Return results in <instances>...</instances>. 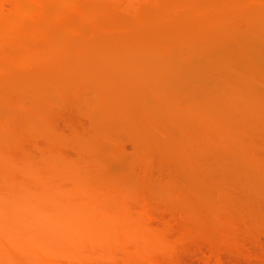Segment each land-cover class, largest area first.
I'll return each mask as SVG.
<instances>
[{
  "label": "rangeland",
  "instance_id": "1",
  "mask_svg": "<svg viewBox=\"0 0 264 264\" xmlns=\"http://www.w3.org/2000/svg\"><path fill=\"white\" fill-rule=\"evenodd\" d=\"M51 1L54 2L57 0H50V3L47 1L49 5L46 3V6L52 4L55 8V3L53 4ZM59 1V3L57 2L58 6L61 3V0ZM64 1L63 3L65 4L66 2L69 5L71 4L70 2L68 3V0ZM109 1L112 3V7H110L112 10L108 9L110 10L108 12L106 11V8L103 7L104 13L107 14L106 12H108L107 16H109L111 12H115L114 16L116 15V17H118L117 15H122L121 17L125 16L124 18L128 19L129 16L126 15V13H123L127 12V14L130 15V20L128 19V21H126V19H123V21L125 20L126 22H119L116 17H113L114 19H111L114 20V23L111 29V22L108 21L110 17L105 22L104 20L107 16L106 18L104 17L103 9L100 11L103 5L100 6L99 9L98 7L95 8L98 6L97 4L101 2L103 4L106 3L107 6L109 4L110 6V3H108L107 0H97L98 3H96V0H92L93 3L91 0H87L89 4L86 0H76L75 2H83L82 4L79 3L80 5H83L81 6L82 9L84 7L89 9H84V13L87 14L89 12L87 16H83L84 18L82 17L83 13L80 7V10L75 13H79L77 14L79 17H74L76 15L71 12L73 10H68L69 13H66V9H69V7L66 8L63 3H61L60 6L63 8L62 5H64L62 10L65 12L64 14L61 9L59 12L57 11L55 13H53V11L57 10L56 8L53 9L46 7L45 10L50 17H54L53 14L58 18L61 17V20L59 19L61 26L67 25L68 27H62V29L64 28V31H66V29L68 31L69 28L71 30V27H77V32L78 30L79 33L82 30L84 32L85 29L82 27L85 26L84 28H86L87 25L89 33L93 35H91V40L93 41L94 36L99 37V39H104L109 44V46L108 44L105 45L107 50L101 44H99V46L101 45V49L96 48L98 42L102 40L97 38L99 40L97 41L95 38L93 42L96 46H92L93 43L91 42L92 44L90 43L91 45H88L84 38V42L80 41V43L83 42L85 48L88 46V48H86L88 49L87 51H90L89 46H92V49L96 48L94 51L97 52H94L91 49L93 55L86 53L89 56L85 57V54L81 51L84 55L80 54L81 56L79 55L78 57L77 55L76 57L78 58H74V56L78 54L76 51H80L78 48L82 45L78 43L80 45L78 47V44H76V38L80 39L81 35L75 38L79 33L76 34V30L72 29V31L74 30L73 32H75V36L73 35L74 37L71 36L72 32L70 30V36L67 35L69 34L67 31L64 32L67 37L60 38V36H55L57 31L54 34L52 32L53 29L54 31L58 30V33L62 30H59L61 26H58L57 29L54 27L56 26L55 23L58 22V18H56V16L55 19L51 17L54 19L53 20L48 16L51 21L54 22V26L49 19L46 20L47 22L49 21V23L51 22L52 25H50L51 23L45 24V21H43L44 23L42 22L45 17L47 18L45 12L38 17L35 16L37 22L34 24V20V23H32L34 26L31 25V28L37 26L40 31L36 29L38 31L35 33V31H33L35 29H31L32 35L29 34V39H27V37H29L28 35H26V37L24 35L21 40L22 43L20 42L21 35H18L20 36V39L19 37L16 38V41L19 39L17 45L19 43L21 44L18 46L14 45L15 49L13 45L9 43L11 40H8V43L5 41L2 46L0 43L1 48L3 46L5 48V44L7 47L8 44V50L9 47L12 48L9 52L11 50L13 51V54L12 52L9 53L7 48H5L4 52H8L4 53L6 54L4 55L6 56V59L8 58L7 56L12 57H10V62L8 63L7 60H5L6 63L3 64L0 61L1 72H3L2 75L4 74L6 76L8 71L13 72L15 69V77L17 78L18 76V78H23L18 82V78H14L11 74L12 72H8L9 76L7 75V78L9 77L8 82L6 83L9 84V86L7 85L8 87L11 85L14 86V84L16 85L18 82L16 87L12 86L15 95L17 96V91L19 93L17 96L18 104L17 100L14 104L16 107L12 106V101L16 98V96L14 97V93H12V95L4 94L9 92L3 89L4 87H2L3 90L0 91V161L3 160L6 163L7 160L4 159H7L10 156L9 158L11 160L8 158V162L12 161L17 164V166L14 164L15 169H13V171H15V174L17 176L19 175L21 178H23L24 175L21 173L20 167H22L23 164H27L23 162V158H27L30 161L28 163L35 168H44L51 163H61L66 167V171H70L67 170L68 168L70 169V167H76V171L80 169V174H78L79 178L70 179L68 176H64L65 179L63 177H60V179L55 178L56 180L53 179L52 182H56L63 187L67 186L66 188L69 189L71 187L77 188L81 185L104 189L112 195L119 197L130 208L145 211L148 224L151 227L153 226V228L164 229L166 233L169 234L167 236L168 238H171L172 241L169 239L171 243L174 244V241H176V244H174L175 247L178 246L181 248L174 247L175 249H171L172 251L169 253L172 254H169L170 256L167 258V260L170 258L167 262L168 264H205L207 260L210 263H213L214 259L212 258L214 249H217V255L221 257L220 259L222 262L224 261V264H236V262L238 264H251L252 262V264H256L255 262H258V259L260 261L259 263L263 264L264 254L261 253V249L263 248V243L261 245V242L264 241V34H260L263 35L261 36V39H257V36L260 38L258 33H264V29L261 27V25L264 27V12H258L257 9L259 7V10L263 9L264 1L252 0L251 2V0H248V2L245 3L247 0H221L222 4L219 0H213L215 3L208 0L211 2V4L208 3L210 6L205 4L208 2L207 0L192 1L196 5H193V7L196 8L198 7L197 4H201L202 2L201 5L203 6L204 3L207 12V7H212V3H214V7L212 8H217V4H219L218 9H214V11H218L215 14L217 17L214 14H209L213 9H209L210 11L208 13L204 12L205 10H202L205 8L204 6L200 9L201 11L197 10L198 14L199 11H203V14L207 13L208 15H206V17L214 15V17H210V19L208 17V20H206L204 15L203 18H195V14L196 17L201 14L198 15L196 11L195 13L192 12L195 19L192 18L193 16L189 11H193L192 5H188V3H191L190 0L188 3H186L188 0H180L182 3L185 2V4L188 5L187 9L190 7L187 10L190 14L189 15L186 13V9L182 8L185 4L184 6L182 5V7H180L181 5H178L179 8L186 11L185 15L190 16V19H192L191 22L189 19H185V17L189 18V16H181L183 13L182 9H177L178 7L176 6V9L174 10L176 3L182 4L179 0H177L176 3H174L175 0H150L151 3H148L149 0H134L136 1L135 3L134 1L130 4L124 3V6L123 3L117 5L111 0ZM162 1L164 3H167L168 1H170L169 3L173 2L171 6L173 7L174 4V8H169V10L167 6L171 7L170 4H165L167 5V12L165 13V9L163 10V8H165L163 6L165 5L162 6L163 8L160 4H158L159 6H156L157 2L161 3ZM234 1L235 9L234 4H232ZM90 2L92 4H90ZM146 2L151 5H147ZM155 2L156 4L154 6L153 4ZM94 3L96 4L94 5ZM241 3L247 5V8L249 7L250 9H248L253 11H249L245 6L246 10H244L243 4L241 5ZM26 4H28V2ZM67 4L66 6H68ZM74 4L78 6V3ZM229 4L231 5L229 6L230 8L227 6ZM248 4H250V6ZM4 6L6 8H4ZM4 6L3 8L5 11L10 8L8 3H4ZM58 6L57 8H60ZM109 6L107 8H109ZM238 6H240L239 10ZM148 7L151 8V10L154 7H160L159 9L161 12H158L159 9L156 11L154 8L158 13V16H161L162 14L160 13L164 12L166 15L163 14V18H169V22H172L171 20H173L172 23L174 25V22L178 24L176 26L173 25L177 30L172 26L173 30H175L172 31V33L169 31L170 29L167 30L166 33L169 31L172 36L169 37L170 34H165L168 35L167 37L171 39V42H169V39L164 36V32L166 31H164V29H167L165 23H169L162 17L161 19L163 20V23L158 22L157 19L160 17L157 16L156 12H154V14L157 17L151 14L147 15L148 13L146 16H151L152 19H154V22L157 21L159 25L163 24L160 26L163 28L165 26L164 29L162 28V32L164 31L163 33L160 31L161 28H159V30L158 28L156 29L159 25L155 26V30L153 29L154 27L152 28V31L151 28L147 29V23H153V20L144 17L145 15L142 16V18H145V21L143 20L142 23L146 22L147 26L144 28L145 24H141V16H139V12L143 15V13H146ZM251 7L253 8L251 9ZM48 8L52 10L48 11ZM127 8H129V11L131 12H129ZM131 8H133V10ZM224 8L226 12H224ZM134 9L136 10L134 11ZM220 9L222 10L220 12L226 13L225 15L232 16L231 12H234L232 9L235 11L238 10L237 12L241 11V15L237 13L235 14V17L232 16L235 19L228 17V20L230 21L227 25L228 20L224 14L222 15L219 12ZM144 10L145 12H143ZM151 10L149 9L148 12ZM243 10L244 12H247L244 13ZM248 11L252 16L257 15L258 18L261 16L260 19H255L257 17L251 18V16H248L250 15ZM61 12L65 18L62 15L60 16ZM151 12L153 13V10ZM99 14L101 18H99ZM66 15L70 16L66 19ZM102 16L104 19H102ZM136 16H139L140 19L137 17V20ZM220 16L223 18V25L220 24V21L222 20ZM20 17L22 18V16L20 15L18 17L19 20L21 19ZM80 17L83 18V21ZM96 17L103 20L104 23L102 22V24H100V20L98 21V19V22L95 21L94 19H96ZM246 17L248 19L250 17L251 19L245 20L247 19ZM72 18L76 21L78 20L76 18H80L82 23L85 21L86 25L84 24L81 27L82 24H80V22H77L76 24L75 21H70L74 24L71 25L69 20H73ZM146 19L151 21L147 22ZM193 19L196 21L194 22ZM224 19L226 22H224ZM118 20L120 19L118 18ZM251 20L258 23L254 24ZM20 21L23 23L26 22L24 18ZM63 21L66 24H64ZM248 21L249 23L246 24ZM7 22L9 21L7 20ZM59 22L56 24L59 25ZM41 23L47 26L49 25L48 27L46 26L47 28H51L52 26L54 28H51L49 31V29L46 27L44 28L45 25L42 26ZM98 23L103 29L98 26ZM9 24L10 23H6V25ZM155 24L153 23V25ZM38 25H41L43 28H40ZM171 25L169 24L168 28H170ZM106 26L109 27L107 29L108 32L105 30L107 28ZM221 26L222 31L225 29V33L230 32L228 35L225 34L227 37L224 35H222L224 37L221 36L224 32L220 33L221 30H219V28H221ZM226 26L228 28H226ZM250 26H254L257 29L254 27L251 28ZM232 28L233 30H235V28L240 29L242 31L239 30L240 33H245L248 30V35H239L238 32L237 35L235 34L234 38L232 37L231 39V37H228L229 34L233 36V33H236ZM258 28L259 31L257 33L256 30H258ZM250 29H255L251 31L252 34H250L251 32L249 33ZM43 30H46V32L48 30L49 32L46 33ZM156 30H158V33L163 34H159L160 37H163L158 38L159 41L162 39L163 43L161 44V41H156L158 33L153 32ZM41 31H43V33ZM37 33H39L40 36H37ZM45 34L46 37H44ZM87 34L88 33H86V35ZM136 34L137 36H140L139 39L142 38L144 41H148L147 43L145 42V44L149 45L150 43V47L146 46L150 51H154L151 49V46L155 48L157 42L159 43V47H166L165 49L163 48L162 51L164 50V52H166L168 50L167 52L169 53L170 58L168 59V54H163L160 47L159 52L162 53L161 55H163L164 58L167 57L163 60L161 56L164 63L160 61L158 64V61L154 59L152 60V58L150 60L149 58L153 57L150 55H154L153 53H147L146 55H148L149 60H146V55H143L146 53L145 50H147L145 49L144 42L142 41V43H140V40L138 42L140 46L142 44L141 49L144 46V49L142 50L139 49L140 46L139 48L136 46L139 45L137 43L138 37L135 42L137 44L133 43V37ZM132 35L134 36L132 37ZM251 35L254 37H251ZM33 36L36 37L34 38ZM89 36L90 35L88 34V38ZM244 36H247L249 40L247 37L244 39ZM235 37H238L236 38L237 42L241 40L242 42L237 43ZM33 38L36 39V41H33ZM131 39L132 43L127 42L131 41ZM229 40L232 42H229ZM89 41L90 38L88 42ZM95 41L97 42L95 43ZM105 41L104 43H106ZM24 42H29L31 48L28 44H26L27 46L23 45ZM34 42L37 43L34 44ZM151 42H155L154 45H151ZM85 43L87 45H85ZM124 43H128V46L132 48L134 47L135 49H127L128 46L125 47ZM20 45L21 47H29L31 51H28V49H25L24 47L23 49L20 47L21 51H19L20 49H17L16 47L19 48ZM75 45H77V49ZM118 45H122L120 48L124 50L121 51ZM114 46L118 50L120 49V52H116L117 49H115ZM82 47L81 50L83 49V51H85L86 49ZM112 49H114V51ZM53 50L55 53L58 52V56L61 58L59 59V62H61L60 60L63 61V59H65L69 64H63L65 62L64 60L60 66L55 63L56 69L53 65L54 63L51 64L53 65L54 70L51 65L48 67V63L50 64L55 60L57 61L58 58L57 55H55L56 57L51 55L54 54V52L49 54V51L51 52ZM135 50L136 54L134 52ZM137 50L140 51L138 52ZM143 50L145 52H143ZM1 51L3 52L2 49ZM74 51L76 54H74ZM59 52H61L62 55L65 53L66 58H62L65 55L62 56ZM154 52L156 54V51ZM29 53L30 56L28 55ZM160 53H158V55H160ZM165 54L167 56H164ZM31 55H33V57H31ZM47 55H51L49 56V59L50 57H53L55 60L48 62L47 58L45 59V56ZM67 55H70L69 58H71V60L72 58L74 59L72 61L67 60L69 59ZM158 55L157 57H159ZM4 56H0L2 61H4ZM15 56H18L17 59ZM22 56L24 58L30 57L33 61H31L30 58L29 60H25ZM135 56L140 59H137ZM206 57H209L212 61L207 59L210 61H208V63L205 61ZM142 58L144 60H141ZM11 59L13 61H11ZM27 60L29 63L31 62L30 65L29 63L28 65L26 64L28 62ZM74 60L79 61L77 62L78 64H75L76 67L73 65L75 63L73 62ZM167 60H171L172 63H169L170 61ZM174 60L176 61L175 63H173ZM165 61L168 63L167 66H165ZM17 62L20 63L19 67H21V65H26L25 67L23 66L24 68L22 69L18 67ZM161 62L164 64L161 65L164 68L161 67L160 70L159 66ZM4 64H8L7 67H3L5 66ZM15 64H17V69L14 68ZM46 65L48 67L47 71H49L50 68V71H53L52 74H50L51 72L49 73L44 70L47 69ZM29 66L30 70L36 68V71L39 70L40 74L43 71L46 75L47 73L50 74V81H52H48L47 83H44V85L43 80L46 81L50 76L47 75L46 79H42L44 75L43 77L42 75L40 76L39 72L38 74H33L35 70L32 73L29 69H25L27 67L29 68ZM191 66L198 67V69L196 70L195 68L194 70ZM32 67L35 68L33 69ZM2 68H4V70L8 69V71L6 70L5 72ZM24 70H27V72L29 71L28 74L32 73L33 75L31 74L32 76L30 75V77L26 74V77L28 76V78H26ZM99 72L102 73V75ZM10 74L17 80H15L16 83L13 84L11 82L13 78H10ZM3 77L1 76L0 79L2 80ZM5 79L6 77L3 78L4 82L7 81H5ZM175 79L176 82H180L181 85L176 83L177 86L175 84ZM3 80L2 83H4ZM121 82L122 84L125 82L124 85H121ZM3 85H5V83L2 84V86ZM7 86H5V88ZM43 86L46 87L44 89L46 96L43 94L45 98L41 97L43 95L40 96V94L43 93V90L40 88ZM79 88L81 90L79 95H82L80 97L76 94V96H79L80 98H75L73 92L75 90L78 91ZM39 90L42 91L39 92ZM2 91L4 93H2ZM9 95L11 97H8ZM195 96L198 100L194 99ZM198 96H201L200 99ZM8 98H11L10 100H12L11 106H9L10 100H8ZM195 101H197V103H195ZM18 105L23 106L18 107ZM233 112L235 113L233 114ZM17 115L18 121L16 120ZM14 117L16 118L14 119ZM19 117H22L23 119L20 120ZM14 120L19 124L16 123L13 125ZM22 121L24 126H20ZM24 121H27V124ZM28 122L30 123L28 124ZM27 125L29 127H27ZM15 126L17 129L14 128ZM21 129H23V131ZM188 153H190L191 156L190 154L188 155ZM6 155L8 157H5ZM27 159L25 160L26 162ZM60 159H63L64 162L67 161L71 163L72 166H65L67 162L63 164V161L61 162ZM3 161L2 165L4 163ZM81 176H83V180ZM60 180L62 181V184ZM246 230H252L255 232L253 233V237L256 235L259 239L257 240V237L254 239L252 235L250 236V234H252L251 231H249V234L248 232H245ZM227 231L229 232L227 233ZM235 233L236 235L238 234L237 236L240 238L237 237L238 241L241 239L245 241L247 239V242L249 243V240L254 239L256 244L260 242V249L258 248V245L252 241L251 242L257 246L256 249H253L256 251L251 250V248H255V246L248 248L250 247L249 245H252L251 242L248 244L246 241L241 242V240L240 242L244 244L242 245L241 243H238L236 236H234ZM243 233H247V236L246 234L244 236ZM240 234L244 238H242ZM248 234L250 238L252 237L251 239H249ZM226 236H228L229 239H227L228 237ZM210 238L211 241H216L217 243L212 244L211 242L210 245L208 241ZM231 238L234 239L232 240ZM224 239L225 241L227 240L229 246ZM235 240L236 242H234ZM256 240L260 241L257 242ZM218 243L220 244L219 246H217ZM245 244L248 245L247 248H245L247 246ZM182 246L187 247L183 248ZM211 246L214 248L210 249ZM190 247L192 248L190 249ZM196 247L199 248L196 249ZM193 248L195 250H192ZM220 248H224L225 250ZM231 248H234L233 251ZM237 248L239 251H237ZM257 248L259 249V252L256 255L255 252L258 251ZM173 249L178 250L175 252ZM243 249H245L244 252ZM247 249L249 251L251 250L253 253L254 260L251 258V252L248 253L249 255L245 253V251L248 252ZM240 250L242 251L240 252ZM233 252L235 253L233 254ZM262 252H264V250ZM259 253L260 255L262 254L263 261L259 258ZM239 255L240 258L238 257ZM241 257H243V259ZM244 257L246 258V261L244 260ZM247 259L248 261L252 260L251 263L248 262ZM167 263L166 260L165 262L163 261V264ZM90 264L131 263H126L120 257H98L93 259ZM140 264H145V262Z\"/></svg>",
  "mask_w": 264,
  "mask_h": 264
},
{
  "label": "bare ground",
  "instance_id": "2",
  "mask_svg": "<svg viewBox=\"0 0 264 264\" xmlns=\"http://www.w3.org/2000/svg\"><path fill=\"white\" fill-rule=\"evenodd\" d=\"M47 1L49 2L50 0H27V2H28V4H26L27 2H26V0H25V2H24V0H21V2H20V0H0V43H1V46H2V44L4 45V42L6 41L7 43H8V40H11L9 43L11 44V45H13V47H14V45L15 46H18L19 44H21L22 42H21V40H22V37L25 35V37H26V35H28L29 36V34L30 35H32V30L31 29H35V30H33V31H35V33L39 30L40 31V29H38V27L36 26V27H34V28H31V25H33L32 23H34L33 21L35 20V23L34 24H36V19H35V16H39V15H41L42 13H44L45 12V14L47 15V12L45 11L46 10V7H49V8H53V9H57V10H54L53 11V13H55V12H59L60 11V9H61V11L63 10V8H64V5H62L63 6V8H61V6H60V4L61 3H63V1L61 0V3L59 4V6H58V4H57V2L59 3L60 1L59 0H57V1H54V2H52L53 4L55 3V8H54V6L51 4L50 6H46V3H47ZM76 0H68V3L70 2L71 4L69 5V4H67V2H66V4L68 5V6H66V4L65 3H63V4H65V7L67 8V7H69V9H66L67 11L68 10H73V11H75V12H73V11H71L72 13H76L77 11H79L80 10V8L82 9V7L81 6H83V5H80L79 3H81V2H75ZM84 1V0H83ZM101 1H103V0H101ZM106 1V0H105ZM113 3H116L117 5L118 4H121V3H123V6H124V3H126V4H130V3H132L134 0H111ZM146 1H148V0H146ZM171 1V0H170ZM170 1H168L167 3H164L163 1L161 2V3H159V2H157V5L156 6H159L158 4H160V6L162 7L163 5H165V4H168ZM173 1V0H172ZM176 1L177 0H175L174 1V3H176ZM180 1V0H179ZM183 1V0H182ZM184 1H186V0H184ZM192 1H194V0H190V4L188 3L189 2V0L188 1H186V3H188V5H192V9H193V11L192 10H189L190 12H191V15H192V12H194L195 13V11H196V13L198 12L197 10H200V9H202V7L204 6L205 7V4L207 5L208 3L209 4H211V2H209L208 0V2L207 3H203V6L201 5L202 4V2H201V4L199 3V4H197V8L196 7H193V5H195L194 4V2H192ZM196 1V0H195ZM211 1H213V0H211ZM225 1V0H224ZM233 1V0H232ZM264 1V0H263ZM22 2H24L23 4H21ZM65 2V1H64ZM78 3L77 5L78 6H76L74 3ZM86 2H87V0H86ZM91 2H92V0H91ZM90 2V4H92ZM107 2L108 3H110V6H109V4H108V6H109V8H107L108 6L106 5V3H99V4H97L98 6H94L95 8H97L98 7V9H99V7L100 6H102L101 7V9H100V11H102V9H103V13H104V8H106V11H110V10H108V9H111L110 7H112L111 6V2L109 1V0H107ZM136 1H134V3H135ZM140 2V1H139ZM144 2V1H143ZM181 2V1H180ZM180 2H178V3H180ZM204 2V1H203ZM206 2V1H205ZM214 3H215V1H213ZM219 2H221L222 3V1L221 0H219ZM248 2V0L245 2V3H247ZM251 2H252V0H251ZM254 2V1H253ZM259 2V1H258ZM258 2H256V3H258ZM4 3H8L9 4V7L10 8H8V10L7 11H5L4 10V8H6L5 6H4ZM50 3V2H49ZM83 3V2H82ZM81 3V4H82ZM88 3V2H87ZM96 3H98L97 2V0H96ZM96 3H94V5L96 4ZM133 3V4H134ZM147 3V2H146ZM148 3H151L150 2V0L148 1ZM147 3V5H151V4H148ZM164 3V4H163ZM173 3V2H172ZM172 3H169L170 4V6H171V4ZM182 3V2H181ZM196 3V2H195ZM214 3H212V7H214L213 5H214ZM217 3V2H216ZM224 3H226V2H224ZM228 3H229V1H228ZM236 3H237V1H236ZM239 3V2H238ZM260 3V2H259ZM86 4V3H85ZM89 4V3H88ZM101 4V5H100ZM116 4H114V5H116ZM144 4V3H143ZM155 4H156V2L153 4L154 6H155ZM162 4V5H161ZM168 4V5H169ZM184 4H185V2L184 3H182V4H175V8H174V4H173V7L171 6V7H169V6H167V5H165V6H163V7H165V8H163V10L165 9V13L167 12V10H166V6H167V8L169 9H172V8H174V10L176 9V6L178 7V5H181L180 7H182V5L184 6ZM208 4V6H210ZM223 4V3H222ZM230 4H231V2H230ZM227 5L228 6V8H230L229 6H231V5ZM232 4H234V9H235V1H234V3L232 2ZM240 4V3H239ZM243 3H241V5H242ZM251 4V3H250ZM250 4H248L249 6H250ZM6 5V4H5ZM47 5H49L48 3H47ZM58 7H60V8H57V6ZM107 7H106V6ZM116 5V6H117ZM138 5V4H137ZM153 5H152V7H153ZM188 5H186L185 4V6L184 7H182L183 9L185 8L186 9V11L190 8H188L187 9V6ZM221 5V4H220ZM256 5H258V4H256ZM3 6H4V8H3ZM116 6H114V7H116ZM122 6V7H123ZM196 6V5H195ZM201 6V7H200ZM226 6V7H227ZM233 6V5H232ZM247 8V5H244L243 4V9L244 10H246L245 9V7ZM251 6H253V5H251ZM80 7V8H79ZM90 7H92V6H90ZM104 7V8H103ZM121 7V6H120ZM133 7V6H132ZM150 7V6H149ZM148 7V9H147V11H146V13H143V12H145V10L142 12L143 13V15H141V12H139V16H141V24L142 25H144V28L146 27L147 29H149V28H151V31H152V28L155 30V26L157 25H159V23L158 22H162L163 20L161 19V17L163 18V14H164V12L163 13H160V14H162L161 16H158V13L156 12L157 11V9H159L158 7L156 8V7H154L155 9H156V11L154 10V8L152 9L153 10V13L151 12L152 10H151V8H149ZM212 7H207V9H208V12L210 11L209 9H213V11H214V9H218V7H219V4H217V8H212ZM221 7H222V5H221ZM220 7V8H221ZM237 7V6H236ZM239 7L240 6H238V10H239ZM47 9L48 11H51L50 9ZM86 7H84L83 9H82V13H83V15H82V13H81V15H82V17L84 16H87V14H89V12L86 14V13H84V9H85ZM88 8H89V6H88ZM134 8V7H133ZM133 8H131L132 10H133ZM147 8V7H146ZM162 8H161V10H162ZM182 8H177V9H182ZM232 8V7H231ZM241 8H242V6H241ZM249 8V7H248ZM247 8V9H248ZM253 7H251V9H252ZM257 8V7H256ZM260 8V7H259ZM259 8L257 9L258 10V12H264L263 11V9H264V7H262L263 9H260L259 10ZM87 9V8H86ZM92 9V8H91ZM118 9V8H117ZM151 10L150 12H148V10ZM169 9V10H170ZM182 9V10H183ZM206 9V7L204 8V9H202V10H205ZM250 9V8H249ZM248 9V10H249ZM254 9H255V7H254ZM87 10H89V9H87ZM87 10H86V12H87ZM112 10V9H111ZM114 10H115V8H114ZM124 10V9H123ZM127 10L129 11V8H127ZM136 9H134V11H135ZM142 10V9H141ZM162 10V11H163ZM226 10H228V9H226ZM237 10V9H236ZM237 10V11H238ZM244 10H243V12H244ZM262 10V11H261ZM65 11V10H64ZM66 11V13H69V11L67 12ZM91 11V10H90ZM186 11H184L183 10V13H182V15L181 16H183V15H185V12ZM201 11V10H200ZM199 11V14L201 13L202 14V16H201V14L199 15L198 13V15L199 16H197L196 17V14H195V18H199V17H202L203 18V15L205 16V19L206 20H208L207 18L209 17V16H207L206 17V15H208L207 13V11L205 10L204 12H207L206 14H203L202 12H200ZM213 11L211 10V13L209 12V14H216L217 12L216 11H214V13H213ZM220 11H222L221 9L219 10V12ZM229 11H230V9H229ZM228 11V12H229ZM232 11H234L233 13L231 12V14H232V16H234L235 17V14H237V13H239V15H241L240 13H241V11L240 12H237V11H235V10H233L232 9ZM249 11H251V10H249ZM249 11H248V13H249ZM253 11V10H252ZM251 11V12H252ZM63 12V11H62ZM62 12H61V14H60V16L62 15ZM108 12H106L107 14H105L104 13V17L106 18V16L108 15ZM121 12V11H120ZM129 12H131V11H129ZM154 12H156V14H157V16L158 17H160V18H158L157 20H158V24L156 23V22H154V19H152V17L150 16H146V14L147 15H154L155 17H157L155 14H154ZM158 12H161L160 11V9H159V11ZM224 12H226L225 11V8H224ZM224 12H220L222 15L224 14V16L227 18V20H228V17H232V16H230V15H225L226 13H224ZM236 12V13H235ZM242 12V13H243ZM245 12H247V11H245ZM244 12V13H245ZM51 13V12H50ZM65 12H63V14H64ZM113 13V14H112ZM123 13H126V15H128L129 16V20H130V15L129 14H127V12H123ZM186 13H188V11L186 12ZM254 13V12H253ZM252 13V14H253ZM49 14V13H48ZM57 14H59V13H57ZM77 14H79V13H77ZM77 14H75L76 16H74V17H79V16H77ZM84 14H86V15H84ZM101 14V13H100ZM100 14H99V16H100ZM112 14V15H111ZM114 14H115V12H111L110 13V15L109 16H107V18L104 20L105 22H106V20H108V18L110 17V19L108 20L109 22H111V26H110V28L112 29V27H113V23H114V18L113 17H116V15L114 16ZM132 14V13H131ZM189 14V13H188ZM228 14V13H227ZM230 14V13H229ZM250 15H248V16H251V18L253 17V18H255V17H257V18H255V19H260V17L258 18V16L257 15H251V13H249ZM256 14H257V12H256ZM22 16V18L21 19H25L26 20V22H22V21H20L19 20V16ZM52 15V14H51ZM54 15V17L53 16H51V17H53L54 19H55V14H53ZM137 15V14H136ZM145 15V16H144ZM164 15H166V14H164ZM190 15V14H189ZM189 15H185V16H189ZM214 15H211L210 17H214ZM50 17V15H47V18L45 17V19L44 20H42V18H41V20H42V22L43 21H45V24L46 23H49V21H51V19H53V18H49ZM63 16V15H62ZM70 16V15H69ZM69 16H67L66 15V19H67V17H69ZM72 16V15H71ZM99 16H97V17H99ZM118 17H116V19H117V21H119V22H126V21H128V19L127 18H124V17H121V16H119V15H117ZM139 16H136V19H137V17H138V19H140V17ZM142 16H144V17H148V18H151L153 21V23L155 24V25H153V23H151V22H149V21H151V20H147V22H149V23H147V25H146V22H143L142 23V21L145 19V18H142ZM193 16V15H192ZM191 16V17H192ZM216 16V15H215ZM247 16V15H246ZM64 17V16H63ZM73 17V18H74ZM83 17V18H84ZM96 17V19H94L95 21H97V19H98V21L100 20L99 18H101V16L99 17V18H97ZM154 17V18H155ZM165 17V16H164ZM210 17H209V19H210ZM217 17V16H216ZM221 17V16H220ZM219 17V18H220ZM234 17H232V18H234ZM56 18H58L57 16H56ZM65 18V17H64ZM72 18V19H73ZM81 18V17H80ZM80 18H76V19H78L77 21L76 20H69V22L70 21H75L76 22V24H77V22H80V24H82L81 25V27L85 24V21H84V23H82V21H83V18H81L82 19V21L80 20ZM111 18H113V19H111ZM118 18L120 19V20H118ZM121 18H122V21H121ZM166 18H167V16H166ZM192 18H194V16L192 17ZM194 18V19H195ZM222 18V17H221ZM221 18H220V20H221ZM232 18H230V19H232ZM247 18V17H246ZM250 17H249V19H251ZM49 19V21L47 22V20ZM53 19V20H54ZM59 19L61 20V17H59L58 18V22H59ZM63 19V18H62ZM69 19V18H68ZM102 19H104L103 18V16H102ZM115 19V20H116ZM123 19H126V21L124 20L123 21ZM137 19V20H138ZM159 19H161V20H159ZM164 20H169V18H167V19H165V18H163ZM185 19L186 20H190V22L192 21V19H190V16H189V18L187 17H185ZM193 19V20H194ZM204 19V20H205ZM235 19V18H234ZM248 18L247 19H245V20H249ZM7 20L9 21V22H7ZM41 20H39V21H41ZM184 20V19H183ZM185 20V21H186ZM264 20V19H263ZM56 21V20H55ZM64 21H66V20H64ZM63 21V22H64ZM97 21V22H98ZM101 21V22H100ZM99 21V23L100 24H102V22H103V20H100ZM139 21V22H140ZM145 21V20H144ZM172 22H173V20H171ZM196 20H194V22H195ZM222 21H223V18H222V20L220 21V24H222ZM229 21L230 20H228L227 22V25L229 24ZM252 21V23H258V22H254V20H251ZM52 22V21H51ZM50 22V23H51ZM58 22H56V23H58ZM137 22V21H136ZM172 22H169L168 21V23L171 25V27L170 28H168V25L169 24H167V23H165L166 25V27H167V29H164L165 28V26H164V28L163 27H160V26H162L163 24H160L158 27H156V29L158 28V30H159V28H161V32H162V28L164 29V36L167 38V39H169V42H171L170 40V38H168L167 36L169 35V37L170 36H172L171 35V33H172V31H175V30H173V27L174 26H176V25H178L176 22H174L175 23V25L172 23ZM193 22V23H194ZM224 22H226L225 21V19H224ZM6 23H10L9 25H6ZM44 23V22H43ZM43 23H41L42 24V26L43 25H45V24H43ZM49 23V24H50ZM53 23V26H54V22H52ZM52 23L50 24V25H52ZM55 23V25L56 26H54V27H56V29H57V27L59 26H61V24H60V22H59V25H57ZM71 23V25H74V24H72V22H70ZM94 23H96V22H94ZM98 23V24H99ZM104 23V22H103ZM138 23V22H137ZM163 23V22H162ZM247 23H249V21L248 22H246V24ZM261 23V22H260ZM259 23V24H260ZM40 24V23H39ZM63 24V23H62ZM64 24H66L65 22H64ZM97 24V23H96ZM98 25V26H100L101 27V25ZM138 24H140V23H138ZM140 24V25H141ZM251 24V23H250ZM70 25V24H69ZM79 25V24H78ZM77 25V26H78ZM86 25V24H85ZM174 25V26H173ZM223 25V24H222ZM34 26V25H33ZM32 26V27H33ZM40 28H43L41 25H38ZM47 25H45L44 26V28L46 27ZM49 26V25H48ZM47 26V27H48ZM51 27V28H54V27ZM103 26V25H102ZM151 26V27H150ZM173 26V27H172ZM231 26H233V25H231ZM46 27V28H47ZM62 27H66V28H68L67 27V25H62L61 26V28H59V30H61L62 29ZM69 27H71V26H69ZM75 27H76V25H75ZM85 27V26H84ZM84 27H82L83 29H85L84 30V32H83V30H82V28H81V30L82 31H80V33H79V30H78V32H77V30H76V28H72L71 27V30H70V28H69V30L72 32V34H71V36H73L74 35V33L76 32V34L77 33H79V35L78 36H75V38L76 37H79L80 35V39L79 38H76V41H77V43L76 44H82L83 45V47H82V45L80 46L79 44H78V49L80 50V51H76V52H78V54H76L75 53V51H74V54H76L75 56H74V58L78 55V57H79V55L80 54H82V55H84L85 54V57H87V56H89V55H87L86 53H88V54H90V55H93V51L96 49V48H98V49H101L100 48V46L101 45H103L105 48H106V46L105 45H107L108 43L104 40V39H99V37H97V36H94V39L96 38V40L97 41H99V40H102V41H100V42H98V45L96 46V44H94V39H93V41L91 40L92 39V34H90L89 33V30L87 29V25H86V28H84ZM107 27V26H106ZM143 27V26H142ZM244 27V26H243ZM251 27V26H250ZM254 27V26H253ZM253 27H251V28H253ZM261 27H262V29H264V27L261 25ZM51 28H47V29H49V31H50V29ZM102 28V27H101ZM109 27H107L105 30H106V32H108V29ZM172 28V29H171ZM176 30H177V28L176 27H174ZM226 28H228L227 26H226ZM245 28H246V26H245ZM247 28H249V27H247ZM255 28V27H254ZM36 29H38V30H36ZM72 29H75L76 31L75 32H73L72 31ZM103 29V28H102ZM111 29H109V30H111ZM168 29H170L169 31H171V33L168 31V33H166L167 32V30ZM179 29V28H178ZM223 29H224V27H223ZM255 29H257V28H255ZM255 29H250V31H249V33L252 31V30H255ZM67 31V29H66V31L67 32H69V34H67L68 36H70V31ZM158 30H156V31H153L154 33H158ZM219 30H221V32L220 33H222L223 31V33L221 34V36L222 35H224L225 36V34H227L228 35V33H230V32H227V33H225V29L222 31V26H221V28H219ZM232 30H233V28H232ZM236 30H238V31H236ZM240 29H236L235 28V30H233L234 32H236V33H233V31H232V33H233V36H231L230 34H229V36L228 37H231V39H232V37L234 38V36H235V34L237 35V33L239 32V35H242V34H247V32H248V30H247V32H245V33H240V31H239ZM243 30V29H242ZM44 32H46V30H43ZM43 31H41L42 33H43ZM48 30H47V32L46 33H48L49 32ZM57 31V32H56ZM66 31H64V28L61 30V31H59V33H58V30H55L54 31V29L52 30V32L55 34V32H56V34H55V36H60V38H62V37H65L66 35V33H64V32H66ZM159 31V32H160ZM180 31V30H179ZM257 31V33H258V31H259V28H258V30H256ZM260 31H262V30H260ZM264 31V30H263ZM262 31V32H263ZM41 32H39V33H41ZM63 32V33H62ZM110 32V31H109ZM162 32V33H163ZM178 32V31H177ZM242 32V31H241ZM34 33V34H35ZM39 33H37V36L39 35ZM61 33V34H60ZM86 33H88L90 36H89V38H90V41L88 42V40H89V38H88V34L86 35ZM162 33H158L157 34V40L156 41H158V42H160V44L161 43H163L162 42V39H160V41H159V37H160V35L159 34H161V35H163ZM175 33V32H174ZM173 33V34H174ZM256 33V32H255ZM255 33H254V36H255ZM257 33H256V35H257ZM60 34V35H59ZM64 34V35H63ZM85 34V35H84ZM165 34H168V35H165ZM250 34H252V32L250 33ZM259 35L260 34H264V33H258ZM18 35H21V39H20V36H18ZM43 35V34H42ZM92 35V36H91ZM248 35V34H247ZM40 36V35H39ZM73 36V37H74ZM83 36H86V37H83ZM134 35H132V37H133ZM224 36H222V37H224ZM253 35H251V37H252ZM253 36V37H254ZM261 36H263V35H260V38H259V36H257V39H261ZM19 37V39H20V42L21 43H19L18 45H17V42H19L18 40L19 39H17V41H16V38H18ZM34 38L36 37V36H33ZM44 37H46V34H45V36ZM43 37V38H44ZM67 37V36H66ZM73 37H71V38H73ZM82 37H83V39H82ZM131 37V38H132ZM135 37H136V39H135ZM137 37H138V40H137ZM139 37L140 36H137V34L132 38L134 41H133V43H135L136 42V40H137V43L139 42V40L141 41L140 43H142V41L144 42V44H145V42L146 41H144L142 38H140L139 39ZM163 37V36H162ZM162 37H160V38H162ZM164 37V38H165ZM225 37H227V36H225ZM247 36H244L243 38L245 39ZM30 38V36L29 37H27V39H29ZM33 38V39H34ZM38 38V37H37ZM84 38H85V41L87 42V44L88 45H91L92 43H93V45L92 46H96V48L94 49H92V46H89V50L91 51H87L88 49H86V48H88V46H86V48H85V46H84ZM86 38H88V39H86ZM99 40H98V39ZM236 38H238V37H235V39ZM242 38V39H243ZM256 38V37H255ZM264 38V37H263ZM26 39V38H25ZM25 39H24V41H25ZM132 39H131V41H127V42H131L132 43ZM224 39V38H223ZM247 39H248V37H247ZM249 39H250V35H249ZM248 39V40H249ZM225 40V39H224ZM253 40V39H252ZM26 41H28V40H26ZM33 41H36V39H34ZM32 41V42H33ZM80 41H83V42H81L80 43ZM97 41H95V43L97 42ZM104 41L106 42V43H104ZM155 41V40H154ZM155 41V42H156ZM32 42H30V43H32ZM92 42V43H91ZM148 42V41H147ZM146 42V43H147ZM154 42V43H155ZM157 42V45L159 44ZM169 42H168V44H169ZM227 42H228V38H227ZM229 42H232L231 40H229ZM236 42H237V39H236ZM238 42H242V40L241 41H238ZM237 42V43H238ZM37 42H34V44H36ZM91 43V44H90ZM137 43H135V44H137ZM152 43V42H151ZM154 43H152L151 45H154ZM235 43V42H234ZM26 44H28V46L30 45L29 44V42H27V43H23V45H26ZM86 43H85V45H87ZM99 44H101L100 46H99ZM125 44V43H124ZM123 44V45H124ZM139 44V43H138ZM143 44V45H144ZM165 44V43H164ZM163 44V45H164ZM167 44V43H166ZM149 45H150V43H149ZM148 44H145V49H147L148 47H146V46H149ZM157 45H156V47H157ZM162 45V46H163ZM9 45L7 44V47H8ZM27 46V45H26ZM26 46L24 47L25 49H28V51H31V49H29V47L31 48V45L28 47V48H26ZM35 46V45H34ZM33 46V47H34ZM77 45H75V47H76ZM108 46H109V44H108ZM107 46V47H108ZM116 46V45H115ZM115 46H114V48H115ZM119 46V45H118ZM125 47H127L128 46V43L127 44H125L124 45ZM136 46H138V48H139V46H140V44L139 45H136ZM135 46V47H136ZM141 46H142V44H141ZM141 46H140V50H142V49H144V46H143V48L141 49ZM6 47V44H5V48H7ZM12 47V46H11ZM20 47H21V45L19 46V48L18 47H16L17 49H20ZM23 47H21L22 49H23ZM81 47L82 48H85L86 50L85 51H83V49L81 50ZM117 47V46H116ZM120 47H122V45L121 46H119V48ZM125 47H123V48H125ZM128 47H130V46H128ZM127 47V49H135L134 47L132 48V47H130V48H128ZM150 47V46H149ZM154 48V47H152L151 46V49L152 50H154V51H156V54H155V52L154 51H150V50H145L146 51V53H144L143 54V52H145L144 50H143V52H142V54L143 55H146L147 53L149 54H151V53H153L154 55H150V56H153V57H150L149 59L151 60V58H152V60L154 59V60H157L158 61V64H159V62L160 61H162L163 62V60H165L167 57H168V59L170 58L169 56V53L166 51V52H164V50L162 51V49L164 48V46L163 47H161V49H160V47H159V45H158V47L157 48ZM4 48V46L1 48L0 47V54L2 55V56H4V55H6V54H4V53H8L9 52V50L10 49H12V48H10L9 47V50H8V48H7V50H8V52H4L5 51V48ZM105 48H102V49H105ZM118 48V47H117ZM117 48H115V49H117ZM137 48V49H138ZM166 48V47H165ZM164 48V49H165ZM1 49L3 50V52L1 51ZM14 49H15V47H14ZM13 49V50H14ZM75 49V48H74ZM76 49H77V47H76ZM93 51H92V50ZM97 49V50H98ZM121 49V51H123L122 50V48H120ZM120 49L118 50L117 49V51L116 52H120ZM126 49V48H125ZM158 49V50H157ZM159 49L163 52V54L164 53H166V54H168V56L165 54L164 56H167L166 58H164L163 57V55H161L162 53H160L159 52ZM106 50H107V48H106ZM113 51H114V49H112ZM140 50H137L138 52L140 51ZM15 51V50H14ZM18 51V50H17ZM19 51H21V49L19 50ZM84 53H82V52ZM87 51V52H86ZM132 51V50H131ZM148 51V52H147ZM150 51V52H149ZM211 51V50H210ZM2 52V53H1ZM10 52H12V54H13V51L11 50ZM9 52V53H10ZM52 52H54V50L53 51H49V54H51ZM80 52V53H79ZM94 52H97V51H94ZM115 52V53H116ZM135 52V54H136V50L134 51ZM137 52V53H138ZM15 53V52H14ZM20 53V52H19ZM57 53V54H56ZM54 52V54H51V55H53V57L55 56V55H57L58 56V52ZM59 53H61V52H59ZM158 53H160V55H158ZM210 53V52H209ZM16 54V53H15ZM48 54V53H47ZM141 54V53H140ZM141 54V55H142ZM211 54V53H210ZM0 55V56H1ZM11 55V54H10ZM29 56H30V53L28 54ZM51 55H47V56H45V59L47 58V60H48V62L50 61H52V60H55V58H53V57H50V59H49V56H51ZM60 55V54H59ZM61 55H62V53H61ZM60 55V56H61ZM63 55H65L64 57H62ZM63 55L61 56L62 58H66V54L65 53H63ZM138 55V54H137ZM155 55H156V57H155ZM157 55L159 56V57H157ZM14 56V55H13ZM70 56V55H69ZM69 56L67 55V57L69 58ZM72 56V57H73ZM81 56V55H80ZM106 56H107V54H106ZM105 56V57H106ZM161 56H162V58H163V60H162V58H161ZM207 56H209V55H207ZM212 56V55H211ZM5 58H4V61H2V59L0 60L1 62H2V64L3 63H6L5 62V60H7V63L8 62H10V57H12V56H7L8 58L6 59V56H4ZM16 57V56H15ZM15 57H13V58H15ZM18 57V56H17ZM17 57H16V59H17ZM23 57V56H22ZM31 57H33V55H31ZM56 57V56H55ZM78 57H76V58H78ZM104 57V58H105ZM136 58H137V56H135ZM138 57H140V56H138ZM146 57L147 58H145L146 60H149L148 59V55H146ZM214 57V56H213ZM29 58L30 57H26V58H24L23 57V59H28L29 60ZM74 58H72V60L74 59ZM144 58V57H143ZM141 59V60H144V59ZM160 58V59H159ZM173 58V57H172ZM59 59H61L59 56H58V58H57V61L59 62ZM137 59H140V58H137ZM159 59V60H158ZM174 59V58H173ZM195 59V58H194ZM193 59V60H194ZM207 59H209L210 60V58L209 57H206V59H205V61H209V60H207ZM15 60V59H14ZM27 60V61H28ZM30 60L31 61H33L31 58H30ZM64 60L65 59H63V61L62 60H60L61 62H57L56 60L55 61H53L52 63H48V67H50V65L51 64H53L54 65V67H55V69H56V64L55 63H57V65L58 66H60V64L61 63H63L64 62ZM67 60H70V61H72L71 60V58H69V59H67ZM136 60V59H135ZM172 60V59H171ZM171 60H167V61H170L169 63H172L171 62ZM11 61H13L12 59H11ZM24 61V60H23ZM173 61V60H172ZM210 61H212V60H210ZM209 61V62H210ZM26 62V61H25ZM68 61H66L65 60V62L63 63V64H69V63H67ZM73 62H75L73 65L75 66V64H78L77 62H79L78 60L76 61V60H74ZM161 62V63H162ZM176 61L174 60V62L173 63H175ZM208 62V63H209ZM22 63H24V62H22ZM28 63H29V61L26 63L27 65H28ZM31 63V62H30ZM30 63H29V65H30ZM45 63H46V61H45ZM160 63V66H159V68H160V70H161V67H163V66H161V65H164L163 63L161 64ZM165 63H166V61H165ZM1 64V63H0ZM17 64H18V67H19V65H20V63H18L17 62ZM17 64H15V66H14V68H16V65ZM25 64V65H26ZM47 64V63H46ZM70 64H72V63H70ZM167 64L168 63H166V65L165 66H167ZM192 64H194V63H192ZM197 64V63H196ZM5 66H3V67H7V65L6 64H4ZM25 65H21V67H19V68H24L25 67ZM53 65H51V67H52V69L54 70V67H53ZM24 66V67H23ZM78 66V65H77ZM1 67H2V65H1ZM46 67H47V65H46ZM48 67H47V69H44L46 72H51L50 74H52V72L53 71H50V68H49V71H47L48 70ZM76 67V66H75ZM193 66H191V68H192ZM18 68V69H19ZM33 68V67H32ZM35 68V67H34ZM33 68V69H34ZM164 68V67H163ZM162 68V69H163ZM194 68V70H195V68H196V70L198 69V67H193ZM192 68V69H193ZM17 69V68H16ZM25 69H29V71L30 72H34V70H35V72H37V73H33V74H38V72H39V74H40V71L39 70H37L36 71V68L34 69V70H30V66H29V68L27 67V68H25ZM51 69V70H52ZM2 70H4V68H2ZM6 70L8 71V69H5L4 71L6 72ZM14 71H15V69H14ZM14 71L12 72V71H8L9 73H11L12 74V76L14 77V78H16L15 76V74L16 73H14ZM25 71V77H26V74H28L29 73V71L27 72V70H24ZM8 72H7V74H6V76L3 74L2 75V73L3 72H1V68H0V75L3 77H6V79H5V81L6 82H4V80H3V78H2V80H3V82L5 83V85H3L2 86V84H4V83H2V80L0 81L1 83H0V91L1 90H3V89H5L6 91H9V92H7V93H4L3 91H2V93H4V94H11L12 95V93H14V97L16 96L15 95V92H14V88L13 87H16V85L18 84V82H19V80L21 81V79H23V78H18V76H17V80H18V82H17V84L15 85L14 83H16L15 82V80L16 79H14L12 76H11V74H10V78L12 79L13 78V80H11V82L14 84V86L13 85H11V83H10V87H8L9 86V84H6L7 82H8V79H9V77L7 78V75H8ZM41 72H42V70H41ZM14 73V74H13ZM32 73H30V74H28V76H30ZM100 73V72H99ZM32 74V75H33ZM50 74H48L47 73V75L48 76H50ZM101 75H102V73H100ZM31 75V76H32ZM42 75V77H43V75H44V77L42 78V79H46L47 77V75L44 73V71L40 74V76ZM0 76V77H1ZM9 76V75H8ZM28 76L26 77V78H28ZM30 76V77H31ZM37 76V75H36ZM24 77V76H23ZM175 78V77H174ZM25 79V78H24ZM47 79H49V80H47ZM46 79V81L45 80H43L44 82H43V84L44 83H47L48 81H50V79H51V76L49 77V78H47ZM16 80V81H17ZM161 80V79H160ZM52 81V80H51ZM50 81V82H51ZM125 83V82H124ZM124 83L122 84V82H121V85H124ZM176 83H178V85H181V83L180 82H176V79H175V84ZM180 83V84H179ZM8 85V86H7ZM45 85V84H44ZM177 85V84H176ZM175 85V86H176ZM177 85V86H178ZM5 86H7L6 88H5ZM13 86V87H12ZM176 86V87H177ZM2 87H4L3 89H2ZM12 87V88H11ZM12 89V90H10V89ZM46 87L45 86H43V87H41L40 89H42L43 90V93L42 94H40V96L41 95H45L46 93H45V91H44V89H45ZM178 88V87H177ZM197 88V87H196ZM195 88V89H196ZM9 89V90H8ZM17 90V89H16ZM42 90H39V92L40 91H42ZM175 90V89H174ZM5 91V92H6ZM31 91V90H30ZM78 91H79V93H78ZM78 91L77 90H75L74 92H77V93H74L73 92V95H74V97L75 98H80L81 97V95H79L81 92V90H80V88L78 89ZM194 91H197V90H194ZM28 92H29V90H28ZM196 93V92H195ZM16 94H17V96L19 95V93H18V91L16 92ZM76 94H78L79 96H76ZM84 94V93H83ZM197 94V93H196ZM44 95L43 96H41L42 98H45L44 97ZM17 96H16V98H15V100L13 99V101L12 100H10L9 98H8V100H10L9 102V106H11L12 104V106H14V104H15V102H16V100H17V104H18V98H17ZM46 96V95H45ZM8 97H11L10 95L8 96ZM13 97V96H12ZM13 97V98H14ZM199 97V96H198ZM201 97V96H200ZM200 97H199V99H200ZM20 99V98H19ZM195 100H198L197 99V97L195 96V98H194ZM78 100V99H77ZM13 103H12V102ZM12 103V104H11ZM195 103H197V101H195ZM23 106V105H22ZM21 105L19 106L18 105V107H22ZM25 106V105H24ZM14 107H16V106H14ZM17 107V108H18ZM12 108V107H11ZM25 108V107H24ZM22 110H23V108H22ZM25 110V109H24ZM232 111V110H231ZM233 111H234V109H233ZM235 112H233V114H234ZM22 115V114H21ZM20 116V115H19ZM16 117H14V119H15ZM19 119L21 120V119H23L22 117H19ZM13 120V119H12ZM16 120L18 121V115H17V118H16ZM15 122V120L13 121L14 123H13V125H15L16 123H18V122ZM19 122H21V121H19ZM25 122V121H24ZM26 124H27V121L25 122ZM24 123V124H25ZM30 122H28V124H29ZM19 124V123H18ZM18 124H17V126H18ZM21 125H23V121H22V124H20V126ZM24 126V125H23ZM27 127H29L28 125H27ZM15 129H17L16 128V126L14 127ZM22 131H23V129H21ZM48 141V140H47ZM188 152H191V151H188ZM3 154V153H2ZM1 154V155H2ZM187 154V153H186ZM190 153H188V155H189ZM4 155V154H3ZM3 155H2V157H3ZM190 156H191V154H190ZM194 156V155H193ZM1 157V156H0ZM5 157H8L7 155L5 156ZM10 157V156H9ZM8 157V158H9ZM4 158V157H3ZM8 158L7 159H4V160H7V162L5 163L3 160V162L5 163H3V165H2V161H0V166H1V169H0V264H90V262L93 260V259H95V258H98V257H120L123 261H125L126 263H131V264H140V263H143V262H145V264L146 263H148V264H163V261L165 262V260H166V263L169 261V259L167 260V258H168V256H170L171 254L169 253V252H171L172 250V248H174L175 247V245L174 244H176L175 242L176 241H174V244L173 243H171V238H168V236L167 235H169V234H167L166 233V231L164 230V229H157V228H153V226L151 227L149 224H148V222H147V216H146V214H145V211H141V210H134V209H132V208H130L125 202H123L119 197H116V196H114V195H112L110 192H108L107 190H104V189H100V188H95V187H93V188H91V187H88V186H85V185H81V186H78L77 188H66V187H63L62 185H58L56 182L55 183H53L52 181H53V179H55V178H59L60 179V177H63L64 178V176L65 177H69L70 179H76L77 177L79 178V176H78V174H80V169L78 170V171H76V167L75 168H71L70 166H72L71 165V163H69V162H67V161H65L64 162V160L62 159H60L61 160V162L63 161V164L64 163H66L67 162V164L65 165V166H69L70 167V169L68 168L67 170H70V171H66L65 170V168L66 167H64L61 163V165L60 164H54V163H51V164H48V165H46V167H44V168H35V167H32V165H30L28 162H30L27 158H23L24 159V161L23 162H25V163H27V164H23V166L22 167H20V171H21V173L24 175V177L23 178H21V177H19V175L17 176L16 174H15V171H13V169H15V167H14V164H16V163H14V162H12V161H9L8 162ZM13 158V157H12ZM190 158H192V157H190ZM10 159V158H9ZM27 159V162L25 161ZM47 159V158H46ZM45 159V160H46ZM195 159V158H194ZM11 160V159H10ZM14 160V159H13ZM17 160V159H16ZM22 160V159H21ZM59 160V159H58ZM18 161V160H17ZM23 162H21V163H23ZM60 162V161H59ZM48 163H49V161H48ZM55 163H56V161H55ZM45 165V164H44ZM16 166H17V164H16ZM20 166V165H19ZM74 167V166H73ZM17 169H18V167H17ZM176 169V168H175ZM16 171H18V170H16ZM83 171V170H82ZM82 171H81V173H82ZM86 171V170H85ZM84 172V171H83ZM177 172V171H176ZM20 173V174H21ZM85 173V172H84ZM21 174V175H22ZM22 175V176H23ZM83 175V174H82ZM84 177H85V175H84ZM68 178V179H69ZM81 178H82V180H83V176H81ZM86 178V177H85ZM65 179V178H64ZM56 180V179H55ZM60 182H61V184H62V181L60 180ZM60 184V183H59ZM64 185V184H63ZM65 186V185H64ZM70 187V186H69ZM230 225V224H229ZM166 228V227H165ZM227 229V228H226ZM233 229V228H232ZM223 230H224V228H223ZM234 230V229H233ZM237 230V229H236ZM249 231H251V233L252 234H250L249 233ZM246 230L245 232H248L249 234H250V236L252 235V237H253V233H255V232H253L252 230ZM167 232H168V229H167ZM225 232H226V230H225ZM229 231H227V233H228ZM233 232V231H232ZM237 232H238V230H237ZM223 233V232H222ZM239 233V232H238ZM230 234V233H229ZM233 234V233H232ZM244 234V233H243ZM246 234V236H247V233H245ZM245 234H244V236H245ZM249 234H248V236H249ZM227 235V234H226ZM238 235V234H237ZM236 235V233H235V235L234 236H236V240H237V236ZM241 235V234H240ZM250 236H249V239H251L250 238ZM226 237H228V236H226ZM241 237H242V235H241ZM256 235L253 237L254 239H256ZM239 238V237H238ZM242 238H244V237H242ZM171 241H170V240ZM226 239V238H225ZM225 239H224V241H225ZM227 239H229V237L227 238ZM232 239V238H231ZM234 239V238H233ZM232 239V240H233ZM240 239V238H239ZM249 240L250 242L252 241L253 243H255L256 244V242H255V240ZM259 238L257 237V240H258ZM213 240V239H212ZM236 240L234 241V242H236ZM242 240V239H241ZM237 240L238 241V243H241V242H243L244 240ZM256 240V241H257ZM209 241V243H210V245H211V242H212V244H215V243H217L216 241L215 242H213V241H211V238H210V240H208ZM241 241V242H240ZM246 242H247V239L245 240ZM244 241V242H245ZM260 241V240H259ZM259 241H257V242H259ZM262 241V240H261ZM223 242V241H222ZM225 242H227V240L225 241ZM225 242H223V243H225ZM250 242L248 243V244H250ZM251 242V244L252 245H249L250 247H248V245L247 244H245V245H247L245 248H251V246H255V244H253ZM196 243V242H195ZM232 243V242H231ZM230 243V244H231ZM262 243H263V245H262ZM174 246H173V245ZM178 244V243H177ZM180 244H182V243H180ZM207 244V243H206ZM227 244H228V242H227ZM242 245L244 244V243H241ZM183 245V244H182ZM186 245V244H185ZM188 245V244H187ZM220 244L218 243V245L217 246H219ZM221 245H222V243H221ZM232 245V244H231ZM244 245V246H245ZM256 245H258V248L260 247V242L258 243V244H256ZM261 245L263 246V248L261 249V253H263L264 254V252H262L263 250H264V241L263 242H261ZM198 246V245H197ZM202 246V245H201ZM226 246V245H225ZM228 246H229V244H228ZM236 246V245H235ZM176 247H178V246H176ZM175 247V248H176ZM183 248L184 247H187V246H182ZM193 247H194V245H193ZM200 247V246H199ZM199 247H196V249L197 248H199ZM224 247V246H223ZM256 247L257 246H255V248L254 247H252L251 248V250L252 251H256V250H253V249H256ZM174 248V249H175ZM179 248V247H178ZM189 248V247H188ZM192 247H190V249H191ZM202 248V247H201ZM214 247L213 246H211L210 247V249H213ZM229 248V247H228ZM235 248V247H234ZM233 248V249H234ZM239 248V247H238ZM238 248H237V251H239L238 250ZM242 248H244V247H242ZM257 248V252H255L256 253V255H257V253L259 252V249ZM173 249V251H175L176 252V250H178V249H176V250H174ZM179 249H181V248H179ZM207 249H209V248H207ZM220 249H224V248H220ZM230 249V248H229ZM232 249V248H231ZM233 249H232V251H233ZM184 250V249H183ZM192 250H195L194 248L192 249ZM218 250H219V248H218ZM225 250V249H224ZM244 250L245 249H243V252H244ZM248 250V249H247ZM251 250L249 251L248 250V252L247 251H245V253H247V255H249L248 253H250L251 252ZM197 251V250H196ZM195 251V252H196ZM228 251V250H227ZM235 251V250H234ZM242 250H240V252H241ZM180 252V251H179ZM182 252V251H181ZM184 252V251H183ZM186 252H188V251H186ZM186 252H185V254H186ZM201 252V251H200ZM199 252V253H200ZM206 252V251H205ZM218 251H217V249H214V253H213V258L212 259H214V261H213V263H210L208 260H207V262L205 263V264H224L223 262H222V260L220 259L221 257H219L217 254ZM236 252V251H235ZM235 252H233V254L235 253ZM242 252V253H243ZM202 253H204V252H202ZM208 253V252H207ZM212 253V252H211ZM221 253V252H220ZM230 253H231V251H230ZM244 253V254H245ZM170 254V255H169ZM174 254V253H173ZM175 254H177V253H175ZM184 254V253H183ZM201 254V253H200ZM205 254V253H204ZM203 254V255H204ZM226 254H228V253H226ZM237 254V253H236ZM251 255L253 254L252 252L250 253ZM178 255V254H177ZM181 255V254H180ZM210 255H212V254H210ZM242 255V254H241ZM251 255H250V257H251ZM258 255H260V253L258 254ZM262 255V254H261ZM260 255V259H262V256ZM239 258H240V255L238 256ZM237 257V258H238ZM245 257H246V255H245ZM244 257V258H245ZM249 257V256H248ZM249 257V258H250ZM200 258H201V256H200ZM199 258V259H200ZM208 258H209V256H208ZM210 258H211V256H210ZM223 258V257H222ZM230 258V257H229ZM242 259H243V257H241ZM248 258V259H249ZM251 258H253V255H252V257ZM255 258H256V256H255ZM174 259V258H173ZM173 259H171V260H173ZM204 259V258H203ZM211 259V260H212ZM241 259V260H242ZM248 259H247V261H248ZM176 260V259H175ZM201 260V259H200ZM224 260H226V259H224ZM234 260V259H233ZM245 261H246V258L244 259ZM250 260V259H249ZM253 260H254V258H253ZM174 261V260H173ZM182 261V260H181ZM235 261V260H234ZM252 261V260H251ZM251 261H248V262H250L251 263ZM257 261V260H256ZM262 261H263V259H262ZM171 262V261H170ZM169 262V263H170ZM176 262V261H175ZM198 262H200V261H198ZM203 262V261H202ZM242 262V261H241ZM248 262H246V263H248ZM260 261H259V259H258V262H255L256 264L258 263V264H260L259 263ZM172 263V262H171ZM178 263V262H177ZM231 263V262H230ZM240 263V262H239ZM253 263V262H252ZM251 263V264H252ZM168 264V263H167ZM176 264V263H175ZM189 264V263H188ZM197 264V263H196ZM236 264H238L237 262H236ZM240 264H242V263H240ZM263 264H264V262H263Z\"/></svg>",
  "mask_w": 264,
  "mask_h": 264
}]
</instances>
